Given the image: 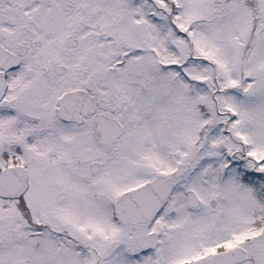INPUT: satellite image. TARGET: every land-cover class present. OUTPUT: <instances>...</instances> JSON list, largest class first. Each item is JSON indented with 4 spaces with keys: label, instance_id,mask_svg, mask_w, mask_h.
<instances>
[{
    "label": "snow or ice",
    "instance_id": "obj_1",
    "mask_svg": "<svg viewBox=\"0 0 264 264\" xmlns=\"http://www.w3.org/2000/svg\"><path fill=\"white\" fill-rule=\"evenodd\" d=\"M0 264H264V0H0Z\"/></svg>",
    "mask_w": 264,
    "mask_h": 264
}]
</instances>
